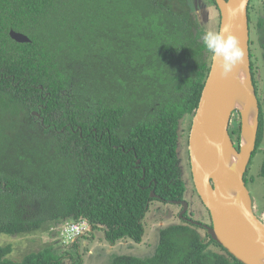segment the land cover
I'll use <instances>...</instances> for the list:
<instances>
[{
  "label": "trees",
  "instance_id": "trees-1",
  "mask_svg": "<svg viewBox=\"0 0 264 264\" xmlns=\"http://www.w3.org/2000/svg\"><path fill=\"white\" fill-rule=\"evenodd\" d=\"M190 9L191 0H0V235L62 224L67 240L65 225L87 221L83 237L93 229L111 244L138 243L153 208L183 200L178 125L194 117L211 66L206 28ZM249 22L255 156L264 147V0L251 1ZM12 30L31 42L14 41ZM240 131H231L238 149ZM193 228L165 226L153 256L111 264H242ZM13 251L0 245V264L66 257L50 245L20 261Z\"/></svg>",
  "mask_w": 264,
  "mask_h": 264
},
{
  "label": "water",
  "instance_id": "water-1",
  "mask_svg": "<svg viewBox=\"0 0 264 264\" xmlns=\"http://www.w3.org/2000/svg\"><path fill=\"white\" fill-rule=\"evenodd\" d=\"M215 1L222 16L219 31L228 26L244 56L225 78L211 61L189 137L192 180L210 213L213 227L207 229L212 239L242 264H264V222L255 213L245 182L256 150L260 117L251 73L249 7L252 0ZM10 36L18 43L31 42L27 35L13 30ZM241 75L245 77L243 85L238 83ZM242 101L243 110L238 109ZM234 112H239L241 117L239 149L229 131ZM251 112L254 117L250 122Z\"/></svg>",
  "mask_w": 264,
  "mask_h": 264
},
{
  "label": "rangeland",
  "instance_id": "rangeland-1",
  "mask_svg": "<svg viewBox=\"0 0 264 264\" xmlns=\"http://www.w3.org/2000/svg\"><path fill=\"white\" fill-rule=\"evenodd\" d=\"M253 1V0H252ZM209 12V21H203V25L206 31H219L218 26V15L215 10ZM199 12L203 15V11L200 9ZM257 78L260 80L259 83V94L263 104L264 110V76L262 67L257 62ZM183 127L186 128L188 125L187 120H183ZM241 117L239 112H234L230 122V131L241 129ZM12 127V123H11ZM185 129L183 130V132ZM186 146V136L180 131L179 137V155L181 168L183 171V181L187 187V192L184 195L185 200L191 205V211L193 215L200 219L201 222L209 225V212L201 204L200 198L198 197L191 175V170L188 164L187 153L184 152ZM263 149L260 147L259 151L255 156L252 157L251 162L247 168L245 177L248 181L246 184L255 207V213L258 217L264 219V179L262 177V164H263ZM174 207V210L179 214L180 209L174 205L167 204ZM166 211L163 212L156 208L151 212L150 221L145 222V235L143 240L135 242L131 239L120 240L116 244H111L101 230L93 231V233L87 234L85 237L79 238L78 247L73 246V241L63 240L61 236V225L52 226L45 225L41 231L31 233L23 236H9L0 235V245H11L13 246V254L10 258L14 260H22L24 256L32 252H37L47 246L59 248L64 252L66 257L64 258V264H111L117 256L128 255L137 257L140 259H147L153 256L158 247V237H160V227H165L171 224H178L179 221H174V216L169 217L161 221L159 215H166ZM172 213V212H171ZM158 217V218H156ZM52 228V229H51ZM200 234L203 236L206 233L200 230ZM74 258V261H73Z\"/></svg>",
  "mask_w": 264,
  "mask_h": 264
},
{
  "label": "flooded vegetation",
  "instance_id": "flooded-vegetation-1",
  "mask_svg": "<svg viewBox=\"0 0 264 264\" xmlns=\"http://www.w3.org/2000/svg\"><path fill=\"white\" fill-rule=\"evenodd\" d=\"M191 2H192V5H193V10L190 9V16L193 18L194 25L196 26L197 29L199 28V29H203L204 30L205 26L203 25V21H209L210 22V19L208 18L209 12H206V11H208L207 9H210L211 12H212V10L213 11L215 10V12L218 15L217 21H218V26H219V24L221 23V20H222V16H221V12H220V10L218 8V5H217L215 0H191ZM200 9L203 11V15L199 12ZM204 32H206V31L204 30ZM119 33H121V32L119 31ZM192 120H193V118H192ZM192 120L189 122V126L187 128L183 127L184 121H182L181 123L179 122V125H178V132H179L180 129H181L182 133L188 132V134H187L188 143L186 144L185 149H184V152L188 153V155H189V137H190V132H191V128H192L191 127L192 126V123H191ZM184 129H185V131L183 132ZM178 147H179V144H178ZM181 165L182 164L180 162V166ZM182 173H183V171H182ZM184 201H186L184 197H183V200H181L179 202H165V201H162L161 204L159 206L153 208L152 211L154 209H156V208L160 209L163 212L166 211L167 213H166L165 216L162 215V214L159 215L160 217H162L161 221H163L165 219H168L169 217H172V215L173 216L177 215V211L174 210V207H171V206H169L167 204L174 205L175 207H178V209H180V212L177 215V217L179 218V222L180 223L182 222L185 225H188V226L190 225V226L194 227L193 229H195L199 234H200L199 229L202 230L203 232H208L207 228L213 227L211 216H209V225H206L205 223L201 222L200 219L196 218L193 215V213L191 211V205L187 201H186L187 203H185L186 205H184ZM200 202L204 206L201 198H200ZM207 211H208V209H207ZM209 215H210V213H209ZM151 216L152 215L150 213L149 217L146 220L150 221V217ZM156 218H158V217H156ZM262 220L264 221V219H262ZM171 225H173V224H171ZM161 228H163V227H160V229ZM158 239H159V237H158Z\"/></svg>",
  "mask_w": 264,
  "mask_h": 264
},
{
  "label": "clouds",
  "instance_id": "clouds-1",
  "mask_svg": "<svg viewBox=\"0 0 264 264\" xmlns=\"http://www.w3.org/2000/svg\"><path fill=\"white\" fill-rule=\"evenodd\" d=\"M200 40L206 52L209 54V59L213 62V64L218 65L219 74L222 78H225L230 73H232L234 68L238 64H240L243 60V56H244L243 50L240 47L237 38L231 34L228 26H225L220 31H211V30L206 31L201 36ZM229 131H230V127H229ZM188 164L191 170L190 157L188 158Z\"/></svg>",
  "mask_w": 264,
  "mask_h": 264
},
{
  "label": "built area",
  "instance_id": "built-area-1",
  "mask_svg": "<svg viewBox=\"0 0 264 264\" xmlns=\"http://www.w3.org/2000/svg\"><path fill=\"white\" fill-rule=\"evenodd\" d=\"M89 223L87 221H81L79 224H67L64 226V234H66L67 241H71L76 236H82L85 231L89 229Z\"/></svg>",
  "mask_w": 264,
  "mask_h": 264
},
{
  "label": "bare ground",
  "instance_id": "bare-ground-1",
  "mask_svg": "<svg viewBox=\"0 0 264 264\" xmlns=\"http://www.w3.org/2000/svg\"><path fill=\"white\" fill-rule=\"evenodd\" d=\"M238 83L239 84H241V85H243L244 83H245V77H243V75H241V76H239L238 77ZM244 105H245V103L242 101V102H239L238 103V109H241V110H243L244 109ZM254 117V113L253 112H251V115H250V122L252 121V118Z\"/></svg>",
  "mask_w": 264,
  "mask_h": 264
}]
</instances>
